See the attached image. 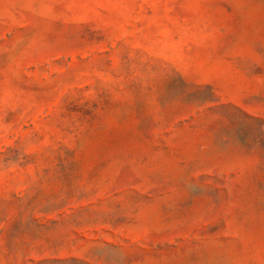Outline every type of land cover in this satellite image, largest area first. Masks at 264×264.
Segmentation results:
<instances>
[{
    "label": "rangeland",
    "instance_id": "1",
    "mask_svg": "<svg viewBox=\"0 0 264 264\" xmlns=\"http://www.w3.org/2000/svg\"><path fill=\"white\" fill-rule=\"evenodd\" d=\"M0 264H264V0H0Z\"/></svg>",
    "mask_w": 264,
    "mask_h": 264
}]
</instances>
